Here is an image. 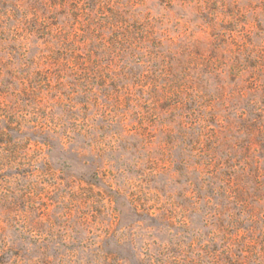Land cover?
Listing matches in <instances>:
<instances>
[{"label": "rangeland", "instance_id": "374dc122", "mask_svg": "<svg viewBox=\"0 0 264 264\" xmlns=\"http://www.w3.org/2000/svg\"><path fill=\"white\" fill-rule=\"evenodd\" d=\"M0 264H264V0H0Z\"/></svg>", "mask_w": 264, "mask_h": 264}]
</instances>
